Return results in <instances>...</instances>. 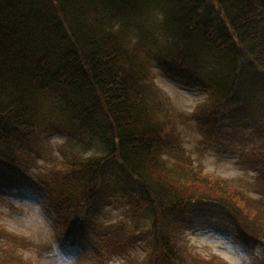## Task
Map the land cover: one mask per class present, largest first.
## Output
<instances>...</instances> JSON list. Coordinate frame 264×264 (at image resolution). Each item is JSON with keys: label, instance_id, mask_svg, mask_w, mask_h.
<instances>
[{"label": "trees", "instance_id": "obj_1", "mask_svg": "<svg viewBox=\"0 0 264 264\" xmlns=\"http://www.w3.org/2000/svg\"><path fill=\"white\" fill-rule=\"evenodd\" d=\"M148 22H156L162 41L135 39ZM154 64L207 90L209 107L248 110L264 125V0H0V196L21 191L31 176V142L78 136L81 147L47 183L65 245L85 231L97 245H123L140 231L118 226L98 236L96 208L112 179L134 192L137 214L154 211L145 228L152 249L122 264H231L193 253L162 226L164 212L188 203L217 205L240 221L255 213L244 192L195 167L170 138L172 123L156 106ZM18 253L0 243V264H18ZM93 264L113 263L101 252Z\"/></svg>", "mask_w": 264, "mask_h": 264}, {"label": "rangeland", "instance_id": "obj_2", "mask_svg": "<svg viewBox=\"0 0 264 264\" xmlns=\"http://www.w3.org/2000/svg\"><path fill=\"white\" fill-rule=\"evenodd\" d=\"M153 16L155 21L159 13ZM155 23L148 22L145 32L138 31L135 39L155 37L162 41L163 35ZM153 74L154 96L159 99L156 106L161 116L172 123L170 138L177 137L181 141L184 156L192 158L195 167L202 164L206 173L223 176L244 192L248 207L253 206L255 213L247 217L250 221H240L217 205L188 203L176 212H164V230L175 234L178 242L195 254L207 258L218 255L231 264H264L262 120L248 110L229 109L224 113L209 107L211 105H206L210 98L207 90L171 79L157 64L153 65ZM198 108L202 111L196 112ZM227 115L232 119L227 120ZM227 128L230 130L226 131ZM76 139L83 141L78 136ZM76 139L58 133L31 142L28 148L31 157L26 167L31 176L26 178L21 191L8 192L6 199L0 196V243L13 245L22 255L18 264H93L96 254L101 252L113 264L142 260L154 244L152 233L145 230L152 224L154 211L147 206L137 214L133 206L134 192L112 179L105 182L106 190L96 208L98 236L107 234L109 237L118 226L132 232L137 231L134 229L140 231L131 233L123 245H97L96 235L89 231L81 234L73 246L63 243L64 237L54 222L56 214L49 208L47 183L56 176L53 169L60 168L61 162L81 147ZM84 147L89 150L87 145ZM174 160L171 157V162ZM171 162L169 164L174 167L175 163ZM243 227L259 232L261 238L249 237Z\"/></svg>", "mask_w": 264, "mask_h": 264}, {"label": "snow or ice", "instance_id": "obj_3", "mask_svg": "<svg viewBox=\"0 0 264 264\" xmlns=\"http://www.w3.org/2000/svg\"><path fill=\"white\" fill-rule=\"evenodd\" d=\"M55 247V246H54Z\"/></svg>", "mask_w": 264, "mask_h": 264}]
</instances>
